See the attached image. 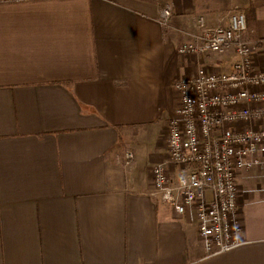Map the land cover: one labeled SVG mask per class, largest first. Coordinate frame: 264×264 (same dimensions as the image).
I'll return each mask as SVG.
<instances>
[{
  "label": "crops",
  "instance_id": "0c3cea01",
  "mask_svg": "<svg viewBox=\"0 0 264 264\" xmlns=\"http://www.w3.org/2000/svg\"><path fill=\"white\" fill-rule=\"evenodd\" d=\"M235 11L264 38V0H0V264H264V167L236 175L245 243L212 257L151 178L178 47Z\"/></svg>",
  "mask_w": 264,
  "mask_h": 264
},
{
  "label": "built area",
  "instance_id": "2783aa9c",
  "mask_svg": "<svg viewBox=\"0 0 264 264\" xmlns=\"http://www.w3.org/2000/svg\"><path fill=\"white\" fill-rule=\"evenodd\" d=\"M172 12L160 10L169 26ZM197 32L178 52L191 68L175 82L178 104L167 124V157L152 166L153 194L180 214L195 213L206 257L229 252L242 237L237 173L264 167V38L249 40L246 16L231 12L228 25L195 18ZM226 70L218 67L221 57ZM134 159L126 152V162ZM172 165V166H171ZM177 169L178 172H174Z\"/></svg>",
  "mask_w": 264,
  "mask_h": 264
},
{
  "label": "rangeland",
  "instance_id": "374dc122",
  "mask_svg": "<svg viewBox=\"0 0 264 264\" xmlns=\"http://www.w3.org/2000/svg\"><path fill=\"white\" fill-rule=\"evenodd\" d=\"M225 56H226V54L223 55L222 58H221V61L218 62V65H219L218 67H221L222 70H226L227 67H228V65H226L227 63H226V62H223V60L225 59ZM156 141H157V140L155 139V142H156Z\"/></svg>",
  "mask_w": 264,
  "mask_h": 264
}]
</instances>
